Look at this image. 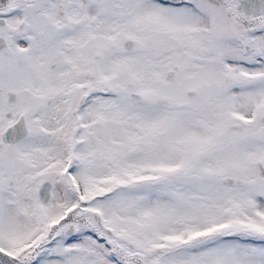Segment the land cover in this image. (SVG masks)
I'll list each match as a JSON object with an SVG mask.
<instances>
[{
    "label": "snow or ice",
    "instance_id": "snow-or-ice-1",
    "mask_svg": "<svg viewBox=\"0 0 264 264\" xmlns=\"http://www.w3.org/2000/svg\"><path fill=\"white\" fill-rule=\"evenodd\" d=\"M0 264H264V0H0Z\"/></svg>",
    "mask_w": 264,
    "mask_h": 264
}]
</instances>
